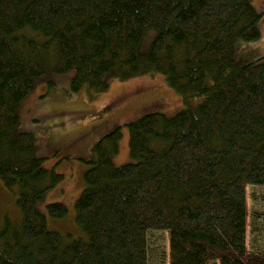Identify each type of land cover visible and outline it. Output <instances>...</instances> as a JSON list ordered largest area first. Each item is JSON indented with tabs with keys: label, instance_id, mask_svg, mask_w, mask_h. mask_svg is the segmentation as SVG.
Segmentation results:
<instances>
[{
	"label": "trees",
	"instance_id": "obj_1",
	"mask_svg": "<svg viewBox=\"0 0 264 264\" xmlns=\"http://www.w3.org/2000/svg\"><path fill=\"white\" fill-rule=\"evenodd\" d=\"M262 18L250 0H0V179L21 213L0 228V264H264L247 245V187H264V56L233 59ZM71 70L72 90L98 93L159 72L188 105L127 124L132 162H113L121 126L98 140L75 204L85 236L69 239L47 218L66 206L41 208L61 175L18 130V109L37 80Z\"/></svg>",
	"mask_w": 264,
	"mask_h": 264
},
{
	"label": "rangeland",
	"instance_id": "obj_2",
	"mask_svg": "<svg viewBox=\"0 0 264 264\" xmlns=\"http://www.w3.org/2000/svg\"><path fill=\"white\" fill-rule=\"evenodd\" d=\"M254 8L263 13L259 24L261 36L257 40L236 38L233 59L242 66L264 56V0H250ZM152 37L144 40L141 49L147 51ZM75 70L63 74H46L37 80L33 90L22 101L18 130L32 134L34 152L44 158L45 168L60 174L59 181L46 191L41 208L46 211L49 202L63 203L68 212L65 218L47 215L48 227L60 231L65 237H84L83 228L76 219V201L84 186V174L90 166L92 149L107 132L121 126L119 150L113 156L116 166L132 162L129 128L127 124L148 112H162L172 116L188 104L159 72L136 75L126 80L110 79L105 92H95L84 86L72 90ZM112 80V81H111ZM200 101L190 99L189 104ZM17 188H8L0 179V228L6 218L18 220ZM247 245L251 249L264 247V187H247ZM259 219V220H258ZM253 222L256 224L253 231ZM154 245L169 247L167 232H155ZM150 264H155L154 261ZM212 264H219L215 262Z\"/></svg>",
	"mask_w": 264,
	"mask_h": 264
}]
</instances>
